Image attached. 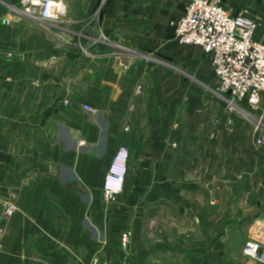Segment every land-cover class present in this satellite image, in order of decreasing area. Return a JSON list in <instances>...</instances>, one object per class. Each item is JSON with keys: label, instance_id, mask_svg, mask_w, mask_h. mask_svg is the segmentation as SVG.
Wrapping results in <instances>:
<instances>
[{"label": "crops", "instance_id": "0c3cea01", "mask_svg": "<svg viewBox=\"0 0 264 264\" xmlns=\"http://www.w3.org/2000/svg\"><path fill=\"white\" fill-rule=\"evenodd\" d=\"M8 1L0 0V264H89L127 231L131 253L145 240L140 250L167 258L181 240L225 253H241L250 238L264 244L251 192L241 199L245 188L264 196V150L254 123L225 105L214 115L212 54L176 39L190 0H65L44 28ZM220 3L230 16L256 17L264 41V0ZM185 93L208 100L186 104ZM120 146L130 150L129 174L108 206L105 175ZM6 202L17 208L9 219Z\"/></svg>", "mask_w": 264, "mask_h": 264}, {"label": "built area", "instance_id": "2783aa9c", "mask_svg": "<svg viewBox=\"0 0 264 264\" xmlns=\"http://www.w3.org/2000/svg\"><path fill=\"white\" fill-rule=\"evenodd\" d=\"M64 1L18 0L16 5H10V10L14 15L44 28L62 14ZM1 23L11 25L9 19H3ZM175 25L179 43L199 46L212 54L213 69L219 81L217 93L223 97L226 110L244 113L245 110L238 106L239 101H247L248 105L259 108L264 93V42L255 39L258 29L256 17L248 11L230 16L220 0H190L185 15ZM253 118L256 146L264 150V116ZM129 158V150L123 146L114 155L106 175V202L115 201L124 191ZM4 208V219L13 217L17 210L16 205L10 202H6ZM258 219L264 226V207ZM127 240L125 235L123 241ZM243 252L252 260L264 264V244L259 240L248 239ZM89 264H102L98 254L92 257Z\"/></svg>", "mask_w": 264, "mask_h": 264}, {"label": "rangeland", "instance_id": "374dc122", "mask_svg": "<svg viewBox=\"0 0 264 264\" xmlns=\"http://www.w3.org/2000/svg\"><path fill=\"white\" fill-rule=\"evenodd\" d=\"M8 3H10V5H12V4L16 5L18 3V0H9ZM185 12H186V10H185ZM2 20H1V22H2ZM26 20H28V19H26ZM28 21L32 22L30 20H28ZM11 23H13V21ZM34 24H36V23H34ZM175 32H176V25H175ZM186 45H188V44H186ZM191 46H194V45H191ZM218 86H219V81H218ZM216 91H217V89H216ZM138 92H140V90H138ZM208 95H210V94H208ZM184 96H183L184 97V99H183L184 103L192 104L193 102L199 101V103H201L200 106H202V107H204L203 103L204 102L206 103V101L208 100V96L204 97L203 101H202L201 96L200 97L193 96L191 93H185ZM215 100L216 101H214V103L217 104V108H216L217 110L214 113V115H216V118H218L220 115V112H218V111L220 109L222 110L223 105L226 106V104H225V102H224V104L222 103L223 98H221V96H219L218 94H216ZM246 102L247 101H239L238 102V106L245 110L244 113L239 111V110H236L233 112H230L228 110L227 111H228V113H230L232 115L234 114V112H236L234 114V116L242 117V119H244L243 121L253 124L254 123L253 117L264 116V106H262V100L259 104V108H256V107L254 108V107L248 105ZM65 103L68 104L69 101L65 100ZM86 109H87V111H89L90 113H93V114L97 112L96 109H93L90 107H88ZM217 122H218V120H216V124H218ZM232 125H233L232 120H231V123H229V121H228V126L230 127V129H232L231 128V127H233ZM255 140H256V138H255ZM255 145H256V143H255ZM123 147H126V146H123ZM126 148L129 150L128 147H126ZM129 153H130V150H129ZM129 164H130V158H129ZM108 169H109V167H108ZM108 169H107V171H108ZM128 174H129V167H128V173H127L126 180H125V187H126V183H127V179H128ZM106 175H107V172H106ZM106 175H105V181H106ZM105 181H104V187H105ZM124 191H125V188H124ZM123 192L117 197V199L115 201L106 202L104 200L105 204H107L108 206H112L113 204L117 203L120 196L123 194ZM242 192H243L242 196H241L242 200L247 197L246 194H249V192H251L248 195V199H247L249 201V214L259 215L263 210V204H264V196L262 194V189L245 188L242 190ZM103 199H104V188H103ZM156 210L158 211L159 208H157ZM160 222L162 223V221H160ZM154 223H155L154 225H157V223H159V221H154ZM238 223H239V221H238ZM154 229L155 228H153L151 230V232L149 233L150 235L152 234L149 237V239L153 240V241L155 240V236H156ZM157 229L160 230V227H158ZM125 235L128 237L129 240L124 242L123 237ZM120 238H121V243L118 244V246L115 248L116 250L110 252L109 255L107 254L106 259L102 255L98 254V257L100 258V261L102 264H216V263L217 264H256V263H254V260H252L251 258H249L248 256H246L244 254L243 250L241 253L237 252L236 250H234L233 252H230V253H225L223 251H207V252H205V251H203L204 250L203 248L201 249L202 251H193L191 249H193L195 247L200 248V246L197 245L195 242L193 244H189V243L183 242L182 240L178 244L176 242V236L173 237V234L170 237V239H172L174 241V243L176 242L175 245L178 244L176 246V248L178 247V248H182V249L181 250L178 249L176 251L170 252L168 255V258L166 257V253L164 254L161 251H153V252L149 251V252L145 253L144 250H140L142 247L145 246V240H143L142 243H139L137 245L138 250L131 253L129 251V245H130L129 241H131V239H132V232L131 231H127L125 234H122L120 236ZM195 238H200V237H195ZM147 239H148V237H147ZM220 259H223L222 262L220 261ZM163 260H165V261H163Z\"/></svg>", "mask_w": 264, "mask_h": 264}, {"label": "water", "instance_id": "95a60500", "mask_svg": "<svg viewBox=\"0 0 264 264\" xmlns=\"http://www.w3.org/2000/svg\"><path fill=\"white\" fill-rule=\"evenodd\" d=\"M1 223H3V220H1Z\"/></svg>", "mask_w": 264, "mask_h": 264}]
</instances>
